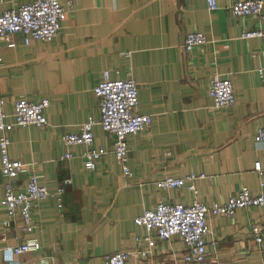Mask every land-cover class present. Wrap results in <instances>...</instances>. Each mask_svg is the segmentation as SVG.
Segmentation results:
<instances>
[{
  "label": "crops",
  "instance_id": "1",
  "mask_svg": "<svg viewBox=\"0 0 264 264\" xmlns=\"http://www.w3.org/2000/svg\"><path fill=\"white\" fill-rule=\"evenodd\" d=\"M32 1L3 0V7ZM68 1L74 9L52 41L25 44L16 34L15 47L2 43L0 97L6 111L12 114L23 96L51 101L48 124L10 132V155L33 163L39 181L52 191L66 179L72 183L62 208L47 199L35 209L39 227L33 234L5 231L0 170V264H103L118 251L131 252L128 264H184L186 247L177 236L158 239L143 257L139 251L147 245L136 238L144 229L134 219L160 201H192L187 187L158 188L156 182L167 176L203 174L196 180L198 199L210 206L245 186L260 191L254 167L264 165V145L254 137L264 127V79L256 73L264 63V38H244L243 33L264 29V19L234 16L230 6L240 0H219L215 11L207 0H62ZM192 31L203 32L208 42L186 52L182 44ZM106 70L113 79L130 75L136 80V110L152 117L145 131L128 137L131 177L112 152L113 135L99 123L93 130L95 144L109 152L96 169H86L83 146L68 147L63 141L66 132L78 131L89 117L100 120L94 87ZM214 73L231 77L236 104L214 107L208 94ZM69 150L77 156L64 158ZM254 225L264 228V206L212 217L208 262L259 264L264 244H258ZM32 235L40 241L39 251L15 255L6 250Z\"/></svg>",
  "mask_w": 264,
  "mask_h": 264
},
{
  "label": "built area",
  "instance_id": "2",
  "mask_svg": "<svg viewBox=\"0 0 264 264\" xmlns=\"http://www.w3.org/2000/svg\"><path fill=\"white\" fill-rule=\"evenodd\" d=\"M211 11L219 9V0H207ZM74 3L62 0H34L24 3L18 8L5 9L0 0V64L3 62L2 43L15 47L13 36L22 34L25 44L33 40L50 42L59 35L63 23L74 9ZM234 16H255L264 19V0H240L230 6ZM244 38H264V29H253L243 33ZM208 42L207 36L201 31H192L184 38L182 47L186 52H192ZM127 56L131 51L126 52ZM256 73L264 79V63L256 69ZM94 93L100 102L101 117L97 121L89 117L78 131H69L63 135V141L68 147L83 146L82 157L88 170L96 169L97 163L108 154L109 150L95 144L94 126L99 123L102 128L114 137L112 152L122 166L125 176L131 177L129 165L128 137L145 131L152 122L149 114L137 112L139 104V87L130 75L113 79L109 70L104 72L103 80L94 87ZM208 94L214 107H227L237 103V94L229 75L214 73L210 79ZM49 98L32 100L22 97L14 104L12 114L6 109V100L0 97V170L5 177L4 193L1 205L5 209L3 228L5 231L19 230L33 234L39 227L34 213L40 204L47 199L57 202L59 208L64 205V193L71 179L64 180L55 191L50 190L39 181V175L33 163L14 159L10 155V132L17 127L34 125L43 127L48 124L46 109L50 107ZM259 145H264V127H261L255 137ZM77 156L70 150L63 156L71 159ZM259 174L260 191L253 193L248 187H242L237 194L230 196L223 203L208 205L198 199L196 180L204 175L191 173L184 177L167 176L156 182L158 188L164 190L187 187L194 195L190 203L183 201H160L154 207L134 219L135 225L144 229V234L137 236L138 243L147 247L140 250L147 257L157 245V240H170L179 237L185 244L186 252L182 256L184 264H212L208 262L207 238L211 232L212 217H233L239 209H252L264 206V165L259 162L254 167ZM24 180L21 185V181ZM253 233L260 246L264 244V228L253 226ZM20 237V235L18 234ZM41 244L36 236H28L23 242L7 247L12 254L21 255L26 252H36ZM131 256L129 251H118L105 257L103 264H128ZM259 264H264V254Z\"/></svg>",
  "mask_w": 264,
  "mask_h": 264
}]
</instances>
